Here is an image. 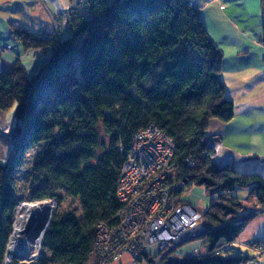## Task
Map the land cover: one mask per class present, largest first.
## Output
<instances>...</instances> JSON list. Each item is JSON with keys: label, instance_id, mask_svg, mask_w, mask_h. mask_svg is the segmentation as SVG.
I'll list each match as a JSON object with an SVG mask.
<instances>
[{"label": "trees", "instance_id": "obj_1", "mask_svg": "<svg viewBox=\"0 0 264 264\" xmlns=\"http://www.w3.org/2000/svg\"><path fill=\"white\" fill-rule=\"evenodd\" d=\"M84 1L88 17L72 20L71 15L69 33L59 39L11 27L23 48L50 49V55L32 76L18 59L10 70H0V109L14 105L16 118L12 153L0 162V261L21 199L13 193L15 172L27 151L37 149L25 199H76L80 213L69 207L55 214L42 237V257L16 264H87L97 223L118 221L117 182L132 136L152 122L174 141L182 190L202 186L210 195L191 237L201 239L203 250L183 257L167 253L158 264H247L254 256L208 253L220 238L234 240L252 212L243 211L233 189L250 187L249 195L262 206L264 178L211 161L205 141L209 124L230 120L234 105L220 77L222 51L204 27L198 5ZM144 256L152 262L158 254Z\"/></svg>", "mask_w": 264, "mask_h": 264}, {"label": "built area", "instance_id": "obj_2", "mask_svg": "<svg viewBox=\"0 0 264 264\" xmlns=\"http://www.w3.org/2000/svg\"><path fill=\"white\" fill-rule=\"evenodd\" d=\"M81 1L84 0H70L67 8L52 13L54 30L51 33L39 31L38 34L59 39L71 12ZM187 1L197 5L194 0ZM205 141L212 151L211 161L218 167L235 164L242 158L224 147L218 135L206 136ZM174 149L173 139L155 123L150 122L134 133L117 182L116 197L121 203L118 221L113 226L97 223L94 250L87 264H119L123 254L131 257V264L145 254H158L151 262L158 264L167 253L183 257L198 251L195 247L186 251L181 246L197 234L194 231L201 220V212L182 200L183 183L179 177V163L174 160ZM186 163L193 166L194 160L188 157ZM58 203L55 195L18 201L0 264L33 262L42 257V237ZM234 245V240L220 238L208 253L230 254ZM243 245L261 254L264 237H253ZM151 249H154L153 253Z\"/></svg>", "mask_w": 264, "mask_h": 264}, {"label": "crops", "instance_id": "obj_3", "mask_svg": "<svg viewBox=\"0 0 264 264\" xmlns=\"http://www.w3.org/2000/svg\"><path fill=\"white\" fill-rule=\"evenodd\" d=\"M200 19L210 38L221 49L220 77L226 97L232 100L234 114L228 121L211 120L207 134L219 135L224 147L242 158L232 166L240 173H257L264 178V0H194ZM70 0H0V70H10L16 59L26 74L40 70L50 55V49H25L12 37V26L33 33L54 30L56 13L68 7ZM77 7V6H76ZM75 7V8H76ZM74 11V9H73ZM68 23V22H67ZM61 36L69 33L68 24ZM14 105L0 109V162L8 160L13 143L10 133L15 125ZM250 187L236 186L232 193L244 205L248 218L234 238L231 256H254L250 264H264V252L256 254L244 248L253 237H264V205L249 195ZM182 195L198 211L208 205L202 186H192ZM246 216V217H247ZM240 219V218H239ZM192 243V242H191ZM186 249L197 247L192 243Z\"/></svg>", "mask_w": 264, "mask_h": 264}, {"label": "rangeland", "instance_id": "obj_4", "mask_svg": "<svg viewBox=\"0 0 264 264\" xmlns=\"http://www.w3.org/2000/svg\"><path fill=\"white\" fill-rule=\"evenodd\" d=\"M72 15V20H75L77 17L81 16L83 18H87L88 17V13H87V9L85 7V1H81L76 8H74V11L71 12ZM211 136V135H208ZM219 136V135H218ZM229 149V148H228ZM37 149L36 147H32L29 151H27L25 153V160L23 165L21 166L20 169H18V171L15 172V188H14V197L23 199L26 196L30 195V191L28 190V188L25 187V184L28 182V179L30 178V172H31V161L36 153ZM192 187V186H190ZM190 187L187 189L188 191H190ZM187 190H182L181 191V196L187 191ZM59 194L63 195L62 192H58ZM206 195L208 196V200H209V193H207L205 191ZM72 208L75 209L76 213L79 214L80 213V206L79 203L76 199H71V198H64L62 199V201H60L58 203V206L56 207V211L54 212V215H59L62 211L66 210L67 208ZM202 213V212H201ZM196 236V235H194ZM192 236V237H194ZM251 239V238H250ZM193 243L194 245H199V243H201V239H194V238H190V240H186L182 243V248L186 249L187 244L188 243ZM192 243L189 245L191 246ZM235 246V245H234ZM194 248V247H193ZM193 248L191 250H193ZM197 248V247H195ZM214 248V247H213ZM212 248V249H213ZM235 248V247H234ZM244 248L248 251H251L249 249H247L245 246ZM186 249V251H191ZM151 252H154V249H151ZM253 252V251H251ZM45 254H47L45 252ZM219 254V253H218ZM131 257L128 254H123L120 259H119V264H131ZM245 262H243L242 264H244ZM135 264H151V262L147 259L146 256L141 257L140 259H138ZM247 264H250L249 261L247 262Z\"/></svg>", "mask_w": 264, "mask_h": 264}, {"label": "bare ground", "instance_id": "obj_5", "mask_svg": "<svg viewBox=\"0 0 264 264\" xmlns=\"http://www.w3.org/2000/svg\"><path fill=\"white\" fill-rule=\"evenodd\" d=\"M18 203V202H17Z\"/></svg>", "mask_w": 264, "mask_h": 264}]
</instances>
